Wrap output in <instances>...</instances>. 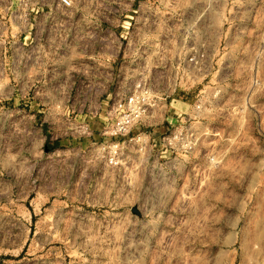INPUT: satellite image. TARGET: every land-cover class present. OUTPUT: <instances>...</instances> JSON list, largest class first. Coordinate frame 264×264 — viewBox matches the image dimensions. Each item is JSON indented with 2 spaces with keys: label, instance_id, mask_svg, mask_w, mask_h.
Here are the masks:
<instances>
[{
  "label": "rangeland",
  "instance_id": "1",
  "mask_svg": "<svg viewBox=\"0 0 264 264\" xmlns=\"http://www.w3.org/2000/svg\"><path fill=\"white\" fill-rule=\"evenodd\" d=\"M91 55L177 102L82 122ZM0 264H264V0H0Z\"/></svg>",
  "mask_w": 264,
  "mask_h": 264
},
{
  "label": "crops",
  "instance_id": "2",
  "mask_svg": "<svg viewBox=\"0 0 264 264\" xmlns=\"http://www.w3.org/2000/svg\"><path fill=\"white\" fill-rule=\"evenodd\" d=\"M140 9H133L130 13H137ZM173 12V9H169ZM160 11L156 8L149 11V15H156ZM74 68L62 69L60 74L69 80L83 81L88 84L85 88H72L67 96L77 97L78 101L70 105L69 99L66 106L81 113L80 120L92 125L97 118L98 113L108 111L110 103L123 101L135 82L140 78L152 80L158 74V64L156 59H98V56L91 55L90 59H70ZM175 60L170 59L168 70L165 72L166 79L173 80V68ZM69 64V65H70ZM140 65L143 67L140 68ZM52 72L45 68L42 71V77L51 76ZM170 84L165 98L166 107H172L176 102L177 91ZM35 92L33 96L35 97ZM43 95V94H42ZM65 103V104H66ZM164 104V103H163Z\"/></svg>",
  "mask_w": 264,
  "mask_h": 264
},
{
  "label": "built area",
  "instance_id": "3",
  "mask_svg": "<svg viewBox=\"0 0 264 264\" xmlns=\"http://www.w3.org/2000/svg\"><path fill=\"white\" fill-rule=\"evenodd\" d=\"M199 60L197 57H190L184 62L181 61L177 68L185 63L198 65ZM175 90L177 91V87ZM160 100L161 98L154 95L150 84L142 79L137 80L123 101L112 104V110L122 112L121 117L114 123L115 133L127 135L135 121L142 122L145 117L156 119V114L150 115V112L159 108Z\"/></svg>",
  "mask_w": 264,
  "mask_h": 264
}]
</instances>
